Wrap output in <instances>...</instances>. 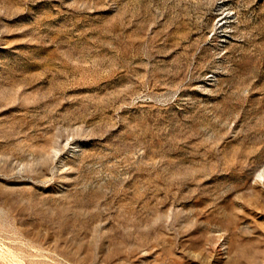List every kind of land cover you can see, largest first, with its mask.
<instances>
[{
    "label": "rangeland",
    "instance_id": "rangeland-1",
    "mask_svg": "<svg viewBox=\"0 0 264 264\" xmlns=\"http://www.w3.org/2000/svg\"><path fill=\"white\" fill-rule=\"evenodd\" d=\"M263 173L264 0H0V264H264Z\"/></svg>",
    "mask_w": 264,
    "mask_h": 264
},
{
    "label": "bare ground",
    "instance_id": "bare-ground-1",
    "mask_svg": "<svg viewBox=\"0 0 264 264\" xmlns=\"http://www.w3.org/2000/svg\"><path fill=\"white\" fill-rule=\"evenodd\" d=\"M260 174H262V173H260ZM264 174V173H263Z\"/></svg>",
    "mask_w": 264,
    "mask_h": 264
}]
</instances>
